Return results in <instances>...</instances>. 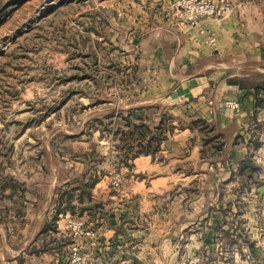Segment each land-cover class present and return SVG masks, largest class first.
Wrapping results in <instances>:
<instances>
[{"label": "crops", "instance_id": "crops-1", "mask_svg": "<svg viewBox=\"0 0 264 264\" xmlns=\"http://www.w3.org/2000/svg\"><path fill=\"white\" fill-rule=\"evenodd\" d=\"M247 4L254 5L242 0L238 6ZM202 25L203 33L170 25L142 40L146 68L163 81L151 94L142 88L140 99L172 112L167 131L156 112V131L143 138L154 151L134 158L150 178L144 187L137 182L144 205L134 212L118 208L107 176L99 174L94 176L96 204L91 199L86 205L82 196L72 199L61 188V203L54 205L58 180H51L38 209L36 192L28 191L35 202L24 212L23 238L12 240L0 227V264H175L193 255L205 264H230L243 257L230 253L234 247L250 252L249 264H264V17L244 8ZM207 33L215 34V43L206 40ZM227 99L237 100L240 110L224 106ZM150 195L163 205L145 207ZM67 201L70 208L63 207ZM69 215L83 218L96 234L92 245L90 237L80 238L87 240L80 263L69 255ZM143 219L148 228L135 226ZM136 229L146 247L155 246L141 257L129 249Z\"/></svg>", "mask_w": 264, "mask_h": 264}, {"label": "rangeland", "instance_id": "rangeland-1", "mask_svg": "<svg viewBox=\"0 0 264 264\" xmlns=\"http://www.w3.org/2000/svg\"><path fill=\"white\" fill-rule=\"evenodd\" d=\"M180 1L0 0L2 233L11 234L12 240L24 237L28 230L24 212L35 202L28 191L36 192L38 209L51 180H58L54 205L61 203V188L70 191L72 199L82 196L86 205L91 199L96 204L98 174L107 176L118 208L132 207L134 212L144 205L137 184L144 187L150 178L143 164L134 160L143 153L134 152L145 148L139 143L144 133L156 131V112L162 113L161 127L166 131L172 127V112L168 108L162 112L160 103L143 105L140 99L142 88L151 94L156 82L163 81L158 72L146 68L142 40L170 25L176 30L195 27L203 33L204 22L223 20L237 9L252 8L264 17V0H243L254 4L251 7L238 6L242 0H189L206 1L222 10L192 22L189 7ZM215 39L214 33L206 34L209 43ZM156 198L147 197L145 207L148 202L163 205ZM71 218L83 221L94 235H74L68 227ZM144 222L135 226L148 228ZM65 224L72 238L70 259L80 263L86 241L95 243V230L77 215L67 216ZM153 230L157 234V228ZM149 231L145 230L147 237ZM135 233L129 245L134 257L155 248L139 240L138 229ZM230 253L243 255L233 257L230 264L250 263L251 254L242 247ZM175 264L205 263L193 255Z\"/></svg>", "mask_w": 264, "mask_h": 264}, {"label": "built area", "instance_id": "built-area-1", "mask_svg": "<svg viewBox=\"0 0 264 264\" xmlns=\"http://www.w3.org/2000/svg\"><path fill=\"white\" fill-rule=\"evenodd\" d=\"M180 4L189 7L188 18L192 20V22H197V20L202 17H209L222 12L220 8L214 6L213 4H209L206 1L192 2L189 0H182L180 1ZM223 104L224 106L230 107L236 111L240 110V104L237 100L227 99L223 102ZM68 227L74 235H94L93 231L89 227L85 226L84 222L79 219H69Z\"/></svg>", "mask_w": 264, "mask_h": 264}, {"label": "trees", "instance_id": "trees-1", "mask_svg": "<svg viewBox=\"0 0 264 264\" xmlns=\"http://www.w3.org/2000/svg\"><path fill=\"white\" fill-rule=\"evenodd\" d=\"M144 136H145V133L143 134L142 139L139 140V143H140V144H144V145H145V148L140 149V151H136V152H134V153H139V152H140V153H141V152H142V153H152V152L154 151V149H150V148H148V147L150 146V139H149L146 143H143V142H144V141H143ZM66 207H70L69 203L66 204L64 208H66Z\"/></svg>", "mask_w": 264, "mask_h": 264}, {"label": "water", "instance_id": "water-1", "mask_svg": "<svg viewBox=\"0 0 264 264\" xmlns=\"http://www.w3.org/2000/svg\"><path fill=\"white\" fill-rule=\"evenodd\" d=\"M176 96H177L176 92L172 93V97H176ZM260 190H261V191H264V187H261Z\"/></svg>", "mask_w": 264, "mask_h": 264}]
</instances>
